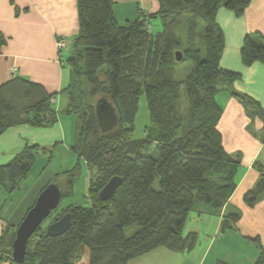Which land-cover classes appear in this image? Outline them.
Segmentation results:
<instances>
[{"label": "trees", "instance_id": "obj_1", "mask_svg": "<svg viewBox=\"0 0 264 264\" xmlns=\"http://www.w3.org/2000/svg\"><path fill=\"white\" fill-rule=\"evenodd\" d=\"M158 1L159 12L120 25L114 0H78L80 29L67 59L71 83L64 90L68 96L64 112L77 120L72 149L79 162L65 174V185L58 175L48 184L61 186L62 200L72 196L84 162L94 173L90 204L66 207L72 224L61 236L51 237L40 227L28 242L24 264H132L159 248L191 252L198 234H184L190 214L202 208L220 214L236 191L240 155L232 156L224 148L217 95L228 89L252 117L264 119V111L256 99L235 90L233 83L240 75L221 67L225 36L216 16L221 7L242 16L253 0ZM185 16L183 43L177 32ZM154 20L161 28L157 32ZM6 42L0 33V51ZM241 55L246 67L264 64V35L248 34ZM187 61L193 69L184 80H176L179 65ZM53 97L21 77L0 86V136L12 127L55 125ZM101 98L112 103L118 115L117 127L108 132L102 131L96 114ZM142 98L150 124L135 140ZM40 151L27 146L0 165V188L8 194L17 191ZM255 168L259 180L244 196L250 207L264 195V164L256 162ZM116 176L123 184L112 199L102 200L100 192ZM241 217L238 211L225 214L221 231L236 229ZM7 225L0 235V264H15L12 250L18 228ZM133 226L140 230L127 237L125 229ZM250 240L261 249L255 264H264L260 238Z\"/></svg>", "mask_w": 264, "mask_h": 264}, {"label": "crops", "instance_id": "obj_2", "mask_svg": "<svg viewBox=\"0 0 264 264\" xmlns=\"http://www.w3.org/2000/svg\"><path fill=\"white\" fill-rule=\"evenodd\" d=\"M160 8L158 0H114L113 6L120 25L142 15L155 14ZM216 20L225 36L221 67L240 75L233 87L260 102L264 111V64L256 62L246 67L241 55L248 34L264 35V0H253L239 17L221 7ZM79 29L78 0H0V33L7 41L0 51V86L18 77L39 84L54 96L51 103L58 113V122L53 126L22 125L0 136V165L9 163L27 146L41 148L38 156L60 151L77 156L79 160L72 149L77 120L64 112L68 105L64 90L71 83L67 59L72 55V41ZM60 38L70 42L63 51L57 46ZM217 101L223 110L218 129L224 148L232 156L240 155L236 191L220 214L205 208L194 211L193 222L186 230V234H198V244L193 251L180 254L159 248L144 255L145 260H139L144 256L134 260V264L136 261L137 264H255L259 259L261 249L250 238L259 237L264 247V195L253 207L244 202V196L259 180L255 163L264 164V119L252 117L228 89L218 93ZM46 169L47 165L42 170ZM29 177L30 174L11 194L0 188V206L5 211V214L0 211V235L7 222L18 223L22 219L35 203L41 188L50 182L41 180L43 174L33 182H29ZM15 196L17 198H13ZM230 211H238L242 217L236 229L222 232V218Z\"/></svg>", "mask_w": 264, "mask_h": 264}, {"label": "rangeland", "instance_id": "obj_3", "mask_svg": "<svg viewBox=\"0 0 264 264\" xmlns=\"http://www.w3.org/2000/svg\"><path fill=\"white\" fill-rule=\"evenodd\" d=\"M154 26H155V28L153 29L154 32L161 30L159 26V21L154 20ZM187 26H188V16H185V19L177 32L178 37L182 39L183 43L186 42L185 38L187 37ZM193 67H194V64L191 61L181 63L178 67V72L176 74V80L178 81L184 80L187 77V75L190 74ZM149 124H150V118H149V110H148L147 102L145 98H142L141 104H140V112H139V116L137 118V124H136L137 130L135 134L133 135V139L137 140L143 137L142 130L144 127L148 126ZM52 153H47L46 155L37 156L38 159H36L37 161L35 162L34 166L32 167L30 171L29 182H33L37 177L41 176L42 174H43V177L41 180L43 182L51 181V180L55 181L54 178L58 175L60 178L59 182H62L65 185V178H64L65 174L73 170L77 166V163L79 162L78 157L69 156L68 153L60 152V151H57L53 154ZM45 165H47V169L43 171L42 169ZM82 165L83 166L79 171V176L76 180L75 189H74L72 196L65 197L62 200L61 206L59 207L58 211L54 212L48 219L44 221V223L41 226L42 230L46 231L49 225L62 219L66 215L65 213L66 207L75 206V205L88 206L90 204V199H89L91 195L89 194L90 178L94 177V173L88 169L87 165L84 162H82ZM13 198H17V197L15 196ZM8 206L9 204H7L5 208H8ZM30 208L25 212L24 216L18 223H13V222L8 223L7 222L8 224L7 226H10L11 228L13 226L16 229L19 228L20 224L22 223L23 219L25 218ZM0 211L1 212L3 211L1 209V206H0ZM2 213L5 214V211H3ZM194 216H195V212H192L189 216L187 225L184 229V234H186L187 232L186 230L192 224L193 222L192 218ZM207 218L212 219V217H207ZM139 230L140 228L138 226L128 227L125 229V234L127 237H131ZM145 256L142 258L140 257L141 259L139 260H145L146 258ZM133 262L132 264H134ZM137 263L138 261H136L135 264Z\"/></svg>", "mask_w": 264, "mask_h": 264}, {"label": "water", "instance_id": "obj_4", "mask_svg": "<svg viewBox=\"0 0 264 264\" xmlns=\"http://www.w3.org/2000/svg\"><path fill=\"white\" fill-rule=\"evenodd\" d=\"M182 59L181 53H177V60ZM96 114L103 132H108L117 127L119 120L116 108L106 98L98 100ZM123 184V178L113 177L100 192L104 201L112 199L117 189ZM63 198V191L57 182H51L37 197L34 206L27 212L20 224L13 244L12 260L15 264L26 262L28 242L35 232L41 227L53 211L57 210ZM72 215L66 214L59 221L48 226L46 232L51 237L65 234L71 227Z\"/></svg>", "mask_w": 264, "mask_h": 264}, {"label": "built area", "instance_id": "obj_5", "mask_svg": "<svg viewBox=\"0 0 264 264\" xmlns=\"http://www.w3.org/2000/svg\"><path fill=\"white\" fill-rule=\"evenodd\" d=\"M70 44L67 38H60L57 41V46L60 51H63Z\"/></svg>", "mask_w": 264, "mask_h": 264}]
</instances>
